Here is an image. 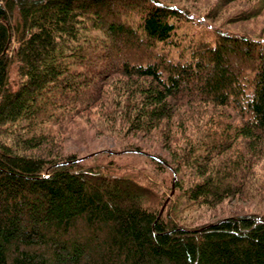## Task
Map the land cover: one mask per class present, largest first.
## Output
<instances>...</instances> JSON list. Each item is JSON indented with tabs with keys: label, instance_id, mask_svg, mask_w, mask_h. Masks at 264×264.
Returning a JSON list of instances; mask_svg holds the SVG:
<instances>
[{
	"label": "trees",
	"instance_id": "1",
	"mask_svg": "<svg viewBox=\"0 0 264 264\" xmlns=\"http://www.w3.org/2000/svg\"><path fill=\"white\" fill-rule=\"evenodd\" d=\"M93 109L167 154L71 161L92 152L62 135ZM123 153L172 171L179 200L160 212ZM260 193L264 0H0V264H264L263 211L173 214Z\"/></svg>",
	"mask_w": 264,
	"mask_h": 264
},
{
	"label": "rangeland",
	"instance_id": "2",
	"mask_svg": "<svg viewBox=\"0 0 264 264\" xmlns=\"http://www.w3.org/2000/svg\"><path fill=\"white\" fill-rule=\"evenodd\" d=\"M202 2L191 1L192 9L196 10V5ZM199 7V6H197ZM197 11V10H196ZM130 19V17L128 18ZM132 22H134L131 17ZM262 18L257 19L255 22H244L241 26L252 27L258 29L261 26ZM263 23V20H262ZM194 29V22L187 23L183 31L192 32ZM195 30L203 31V27L196 28ZM201 32H198L199 34ZM197 38V36H195ZM80 117L75 118L74 122H71L67 126V131L63 133L62 144L65 151L77 152L79 154L86 152V150H101L111 147H122L124 145H136L150 147L158 152L167 154V152L159 149L156 144V140L152 142V135H144L141 132L136 134L130 133L123 128L114 127L112 124L105 123L103 118L98 116L97 109H93L90 114H81ZM159 145V144H158ZM118 154V153H117ZM149 154V153H148ZM151 154V153H150ZM103 156V155H102ZM110 158L124 169L125 173H129L137 177L140 180H150L154 184L152 186L159 194L165 197V200L170 199L171 203L177 202L179 199L175 198L173 190V180L175 174L170 170H159L153 163L150 162L145 155L134 154H120L113 155ZM257 165L256 168H259ZM171 181V182H170ZM159 206V210L167 201ZM165 206V205H164ZM163 206V208H164ZM162 208V209H163ZM168 208V207H167ZM169 209V208H168ZM241 209L252 211L259 210L264 212V194H257L254 197H246V199L224 200L215 207L206 208L202 205H183L178 210H175L176 216L179 214L182 222L186 224L196 225L207 221H211L215 218L226 216L235 211ZM167 210V209H166ZM172 214L171 210H167Z\"/></svg>",
	"mask_w": 264,
	"mask_h": 264
},
{
	"label": "water",
	"instance_id": "3",
	"mask_svg": "<svg viewBox=\"0 0 264 264\" xmlns=\"http://www.w3.org/2000/svg\"><path fill=\"white\" fill-rule=\"evenodd\" d=\"M94 153H96V152H92V153L86 154V155H84V156H81V157L75 158L74 160H71V161L84 159V158H86V157H88V156H90V155H92V154H94ZM148 155H149V156H153L154 158H156V159H158V160H161L160 158L156 157L155 155H152V154H148ZM67 162H69V161H67ZM165 201H166V200H165ZM163 206H164V204H163ZM163 206L161 207L160 212L162 211Z\"/></svg>",
	"mask_w": 264,
	"mask_h": 264
}]
</instances>
